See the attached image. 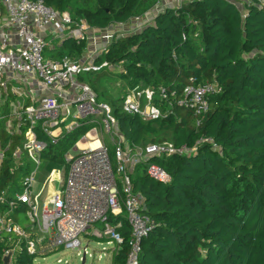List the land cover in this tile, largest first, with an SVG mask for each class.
<instances>
[{
	"label": "trees",
	"instance_id": "1",
	"mask_svg": "<svg viewBox=\"0 0 264 264\" xmlns=\"http://www.w3.org/2000/svg\"><path fill=\"white\" fill-rule=\"evenodd\" d=\"M43 1L70 13L73 25L83 20L89 28L101 30L128 23L155 3ZM61 47L63 56L79 58L86 41L69 37ZM99 58L95 61L120 65L122 70L115 74L131 88L152 89V102L161 110V117L144 120L123 112L108 98L116 130L131 146L144 145L148 136L157 135L152 130L154 123L170 129L168 138L177 147L194 146L200 138L212 140L196 144L192 152L151 157L149 161L167 172L168 182L151 178L142 163L131 173L133 190L143 199L141 211L152 222L150 234L142 242L140 264H264V0L241 6L230 0H186L157 13L141 29L115 33ZM105 71L114 73L103 69L80 77L103 101L96 80L91 79ZM191 76L201 82L214 81L221 88L210 98V109L198 126L193 113L177 102ZM160 89H164V98ZM25 130L26 126L12 133L4 128L0 131L4 150L0 194L7 200L14 198L20 169L31 171L28 164L14 165L13 152L21 147ZM87 131L81 125L60 136L56 144L37 131V137L47 142L41 155L46 170L58 168L56 163L66 165L65 153ZM162 137L154 142L167 140ZM17 207L18 213L24 209L23 205ZM117 219L122 222L119 231L124 242L116 248L112 264H124L129 225L124 213ZM110 220L116 221L114 217ZM5 247L0 240V264H5ZM50 252L28 254L22 247L14 264H35L37 256Z\"/></svg>",
	"mask_w": 264,
	"mask_h": 264
},
{
	"label": "built area",
	"instance_id": "2",
	"mask_svg": "<svg viewBox=\"0 0 264 264\" xmlns=\"http://www.w3.org/2000/svg\"><path fill=\"white\" fill-rule=\"evenodd\" d=\"M184 1L186 0H155L149 11L133 16L128 23H119L101 30L89 28L83 20L73 25L70 13L57 11L43 0H0V8L5 16L0 24V92L7 87V74L34 76L44 89L55 92L43 95L37 103L25 105L14 113L17 120L16 131L26 126L21 147L13 152L14 165L16 168L22 165L25 154L34 162L35 168L30 174L24 175L23 190L21 193L14 192L13 199L7 200L0 194V206L4 205L3 209L0 207V240L6 245L3 257L9 256L10 264L22 247L28 254H41L44 250L54 251L60 247L78 249V255L81 249L83 255L89 254L88 244L81 247L80 240V235L87 233V229H91L90 236L112 239L118 249L123 244L124 237L119 231L122 222L117 217L123 213L129 225V247L124 264H140L142 242L149 236L152 222L141 211L143 199L133 190L128 168L142 163L151 178L165 183L169 181V175L157 163L149 161L151 157L192 152L196 150V144L212 140L200 138L191 147H177L172 142L165 141L131 146L114 131L117 121L112 107L106 101H99L92 87L80 77L101 72L103 69L116 68L121 71L120 65L113 67L107 60L96 62L93 56L105 53L106 46L115 33L126 28L133 31L141 29L151 23L157 13L163 12L167 7L176 8ZM230 1L241 6L251 0ZM48 27L52 28L50 34L59 39L70 37L86 42L90 39L92 49H85L80 58H71L68 55L60 59L47 57L45 52L48 44L43 33ZM92 29L95 31L89 33L88 30ZM106 80L108 78L102 81ZM220 90L214 81L201 82L191 76L182 87L181 98L177 102L193 113L198 126L210 109V98ZM66 91L69 93L65 94ZM123 93L120 98L123 112L138 114L144 120L162 116L159 107L152 102V89L131 88ZM160 93L164 98V89H160ZM69 115L74 119H88L93 127L81 139L91 137L85 138L86 142L97 140L99 144L96 147L78 148L75 155H64L65 178L60 179V188L55 193L44 196L46 184L61 170L53 168L47 171L40 189L33 191L41 165V155L47 148V142L37 137V131L46 135L49 143L56 144L61 131L56 134L54 131L67 122ZM4 117L0 115V120ZM10 121L8 115L4 126L7 133L13 132ZM65 126L67 130H71L77 123L70 121ZM100 130L110 135L114 145L115 170L110 163L108 147L98 135H102ZM3 156L4 150L0 147V164ZM18 204L24 207L22 210L29 219L28 225L19 223ZM110 217L115 218V223H112ZM96 223L102 227H94Z\"/></svg>",
	"mask_w": 264,
	"mask_h": 264
},
{
	"label": "rangeland",
	"instance_id": "3",
	"mask_svg": "<svg viewBox=\"0 0 264 264\" xmlns=\"http://www.w3.org/2000/svg\"><path fill=\"white\" fill-rule=\"evenodd\" d=\"M142 9V8H141ZM1 21V20H0ZM47 51L45 52L46 55ZM80 58V57H79ZM119 68V67H118ZM108 71H105L101 77H96L94 79H91L93 81L96 80L97 82V88L100 92H102V94L104 95V100L108 103H110L108 98L113 99V103H115L116 106H120L121 105V95L124 94L123 92L126 89H131V87L129 86V84L127 83V81L125 79H122L119 77V75L115 74L120 72V69L117 70L116 68L112 70V72L114 73H109L107 74ZM108 78V80L106 81H102L100 80L101 78ZM157 96V94L155 95ZM154 96V97H155ZM97 99L99 101L103 100L102 97L100 96L99 98L97 97ZM145 103V102H144ZM5 107H1L0 108V115L1 116H6L4 117L5 119H8V113L7 111H4ZM113 109V107H112ZM18 111V110H16ZM1 119L0 120V131L4 128L5 126V121ZM98 119H100V117H98ZM10 124L12 125V130L13 132H17L16 131V114H11L10 115ZM168 129V131H166ZM165 127L164 124L160 123H154L152 126V130L153 132L156 131L157 135H150L146 138V142L145 143H150V142H154V141H158L160 140L159 137L163 136L162 138H164V136H166L164 140L165 142H171L170 139L168 137H170V129ZM5 130V129H4ZM103 131V130H102ZM100 130L101 134H98L99 137L101 136V140L104 142V144L108 147V154H109V158H110V163L112 166V169L115 170L116 169V160L114 158L113 155V143L110 139V135L108 133H105L104 131L102 132ZM114 131L119 134V132L116 130V127L114 128ZM99 132V129H98ZM152 134V133H150ZM164 141H159V142H164ZM66 154V153H65ZM23 160V164H28L30 169H34L35 168V164L32 160L28 159L25 154H23L22 157ZM64 163H61L60 165H62ZM55 165H58V168H60L61 172L59 173H55L52 176V180L50 182H48L46 184V191L44 193V196H49L52 193H55L59 188H60V179L63 180V178H65L66 175V171L63 169L64 167H66V165H62L60 166L59 163H56ZM137 167L136 166H130L128 168L130 173L135 172V169ZM142 170V167L139 169V171ZM37 175H36V182L33 186V191H38L42 185V181L45 177V175L47 174V170H46V162L44 160V158H41V165L37 171ZM24 174H30V170H25V169H20V171L17 174L16 177V181H15V192H22L23 188H22V179L24 177ZM43 196L41 197L40 201H42ZM18 220L19 223L22 225H28L29 219L26 218V214L23 210L20 211L19 215H18ZM94 227L100 229L102 227L101 224L96 223L94 224ZM90 230L91 229H87V233H82L80 235V240H81V247H84L86 244H88V253L86 255H83V250H80V255L77 254L78 249H67V248H62L60 247L57 250H54L46 255L43 256H37L34 259L35 264H112V260H113V255L116 251V243L112 240L109 239L107 237L105 238H97V237H93L90 236ZM57 259H61L60 262H58ZM12 264H14V261H12Z\"/></svg>",
	"mask_w": 264,
	"mask_h": 264
},
{
	"label": "crops",
	"instance_id": "4",
	"mask_svg": "<svg viewBox=\"0 0 264 264\" xmlns=\"http://www.w3.org/2000/svg\"><path fill=\"white\" fill-rule=\"evenodd\" d=\"M4 18L5 16H4L3 10L0 8V20H1L0 24L3 23ZM51 30L52 28L48 27V29L45 30V32L43 33L44 38L48 44L46 56L52 59H60L63 56L64 51H65L64 48L61 47L63 39L54 37V35L50 34ZM91 31H95V30L93 29L88 30L89 33ZM89 42H90V39L87 40L86 47H85V49L88 51L92 49V46L91 44H89ZM84 50H83V53H85ZM100 56L101 55L95 54L93 58L95 59L97 58L98 60L100 59L99 58ZM5 79H6L7 87L3 92H0V108L2 106L5 107L4 111H7L9 115L18 112L20 108L25 105L37 103L39 98H41L43 95H49L50 93L54 92V90L44 89L41 82L34 76H26L24 74H17V75L7 74L5 75ZM68 93H69L68 91L65 92V94H68ZM72 112L74 114V110H72ZM70 121H74L77 123V126L72 128L71 130L81 125L87 126L88 131H90V129L93 127V124L88 123V119L86 118L74 119L73 116L69 115L67 118V122L65 124H67ZM65 124L63 123L62 127L59 130L57 129L56 131H54V133L56 134L61 131V137H62L65 133H68L69 131H71V130H67ZM80 139L68 149V151L65 154L66 156L75 155L79 151L78 148L89 146V145H86L83 147H77V143L81 141Z\"/></svg>",
	"mask_w": 264,
	"mask_h": 264
},
{
	"label": "bare ground",
	"instance_id": "5",
	"mask_svg": "<svg viewBox=\"0 0 264 264\" xmlns=\"http://www.w3.org/2000/svg\"><path fill=\"white\" fill-rule=\"evenodd\" d=\"M85 138H91V137H85ZM85 138L80 139L81 141H79L77 143V147H83V146H86V145H89V146H92V147L98 146L99 142L97 140L86 142Z\"/></svg>",
	"mask_w": 264,
	"mask_h": 264
},
{
	"label": "water",
	"instance_id": "6",
	"mask_svg": "<svg viewBox=\"0 0 264 264\" xmlns=\"http://www.w3.org/2000/svg\"><path fill=\"white\" fill-rule=\"evenodd\" d=\"M3 261L5 264H8L9 263V256H4Z\"/></svg>",
	"mask_w": 264,
	"mask_h": 264
}]
</instances>
